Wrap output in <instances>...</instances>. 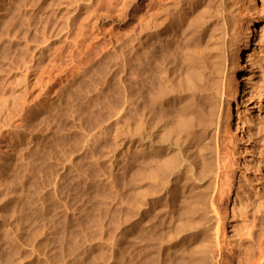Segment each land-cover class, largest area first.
<instances>
[{"label": "rangeland", "instance_id": "1", "mask_svg": "<svg viewBox=\"0 0 264 264\" xmlns=\"http://www.w3.org/2000/svg\"><path fill=\"white\" fill-rule=\"evenodd\" d=\"M247 1L234 0V50ZM252 1L262 20L231 125L239 186L257 185L252 165L264 150V0ZM8 2L0 14V264H170L168 225L156 229L153 249V150L128 143L138 122L136 136L153 140V0ZM117 102L125 118L91 130ZM255 214L252 226V212L230 218V264L254 249L264 227ZM188 241L189 251L200 244Z\"/></svg>", "mask_w": 264, "mask_h": 264}, {"label": "bare ground", "instance_id": "2", "mask_svg": "<svg viewBox=\"0 0 264 264\" xmlns=\"http://www.w3.org/2000/svg\"><path fill=\"white\" fill-rule=\"evenodd\" d=\"M8 1L0 0V14ZM251 1L244 4L243 9L248 10L245 35L234 50L230 46L237 16L234 0H153V140L152 133L136 136L137 131L142 133V122L132 128L137 129L135 136H131L130 124L126 126L129 145L153 150L149 157L153 158V249H157L160 232L156 229L168 225L170 264H230V256L223 253L229 242L230 218L252 212V226L259 218L255 213L264 214V150L258 151L261 156L252 165L257 185H236V175L242 171V151L231 126L234 101L238 105L236 93L245 91L243 74L250 61L247 52L262 20ZM121 104H109L112 110L101 114L91 130L106 131L112 122L118 123L117 117L125 118L120 115L126 109ZM260 230L253 240L254 249L244 254L240 264H264V227ZM193 236L201 245L196 241L189 245V251L187 241ZM156 261L153 257V264Z\"/></svg>", "mask_w": 264, "mask_h": 264}]
</instances>
